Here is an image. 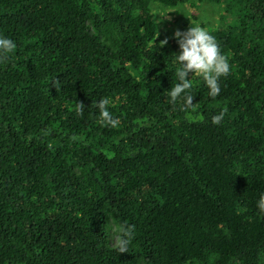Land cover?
I'll return each instance as SVG.
<instances>
[{"label":"trees","instance_id":"trees-1","mask_svg":"<svg viewBox=\"0 0 264 264\" xmlns=\"http://www.w3.org/2000/svg\"><path fill=\"white\" fill-rule=\"evenodd\" d=\"M188 1L0 0V264H264V0H210L230 71L215 98L190 73L185 107L150 4Z\"/></svg>","mask_w":264,"mask_h":264},{"label":"clouds","instance_id":"clouds-1","mask_svg":"<svg viewBox=\"0 0 264 264\" xmlns=\"http://www.w3.org/2000/svg\"><path fill=\"white\" fill-rule=\"evenodd\" d=\"M178 46V53L173 54L175 64V76L177 83L168 91L170 103L182 102V106H190L193 96L187 91L190 87V80L194 75H198L204 86L207 88L209 97L215 98L219 95L220 79L229 74L230 65L228 59L220 52L215 37L199 24L191 25L186 31H175L172 37ZM167 41H162L163 45ZM16 44L10 38L0 36V61L8 59L5 53H12ZM191 73V78L187 79ZM107 99H100L95 102V109L98 113L99 122L103 126L115 127L117 119L108 111ZM81 104H76V113H83ZM226 109H221L211 117L213 125L219 124L225 116ZM73 140L76 137H72ZM256 209L260 214H264V193H261L256 201ZM116 249L119 253H125L133 239L132 228L127 225H119L117 229Z\"/></svg>","mask_w":264,"mask_h":264},{"label":"rangeland","instance_id":"rangeland-1","mask_svg":"<svg viewBox=\"0 0 264 264\" xmlns=\"http://www.w3.org/2000/svg\"><path fill=\"white\" fill-rule=\"evenodd\" d=\"M150 11L154 17L155 39L154 42L167 45L177 30L186 31L191 25L199 24L208 32L214 31L225 20L228 6L220 1L189 0L185 4H177L172 7H164L158 3L150 4ZM115 223L106 219V238L109 244L116 241Z\"/></svg>","mask_w":264,"mask_h":264}]
</instances>
